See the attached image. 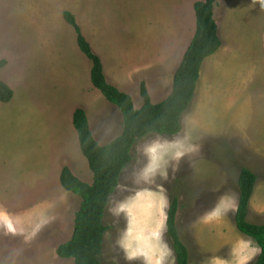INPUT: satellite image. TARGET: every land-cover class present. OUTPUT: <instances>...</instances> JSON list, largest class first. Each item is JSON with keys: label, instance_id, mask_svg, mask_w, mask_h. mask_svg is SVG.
I'll list each match as a JSON object with an SVG mask.
<instances>
[{"label": "rangeland", "instance_id": "rangeland-1", "mask_svg": "<svg viewBox=\"0 0 264 264\" xmlns=\"http://www.w3.org/2000/svg\"><path fill=\"white\" fill-rule=\"evenodd\" d=\"M200 1L16 0L19 16L15 17L10 0H0V60L7 59L10 65L0 71V80L15 92L12 102L0 103V264H75L60 259L57 250L72 238L82 200L62 187L60 175L67 165L83 181L93 182L70 111L77 95L67 83L77 77L64 54L71 58L80 55L92 63L64 20V37L51 42L52 48L63 43L61 54L52 61L60 60L70 71L63 79L58 69L59 112H51L55 118L47 119L44 115L51 113L39 112L40 107L31 109L25 101L32 105L22 90L26 48L19 43L15 25L26 44V40L39 43L40 33L46 42L54 25L57 30L60 27L63 13H73L75 3L79 24L101 34L102 41L95 42L106 54V68L115 71L117 65L123 70V65L112 61L119 55L131 57L137 48L138 25L146 46L160 38L150 57L126 61V70L131 71L107 76L140 109L144 105L142 82L155 104L171 94L176 67L196 33L195 4ZM216 19L223 46L204 62L182 132L175 137L150 135L133 149V161L124 171L105 217L109 232L104 264H147L149 257L160 259L152 242L142 239L157 229L161 232L158 248L166 252L162 264H177L167 227L175 199L179 201L177 226L190 251V264H255L261 253L254 240L240 233L235 218L239 176L247 168L258 176L249 221L264 225V0H218ZM48 60L43 59L41 66L45 68ZM46 68L50 76L52 70ZM88 81L92 85L90 72ZM93 89L88 93L94 94L82 92L77 101H87L83 108L93 133L100 144L107 145L121 135L123 115ZM152 147L157 149L155 156L148 151ZM177 152H183L178 159L174 158ZM153 159L158 170L145 181L143 174ZM121 206L126 210L120 211ZM130 230L132 248L144 252L133 259L121 243Z\"/></svg>", "mask_w": 264, "mask_h": 264}, {"label": "trees", "instance_id": "trees-1", "mask_svg": "<svg viewBox=\"0 0 264 264\" xmlns=\"http://www.w3.org/2000/svg\"><path fill=\"white\" fill-rule=\"evenodd\" d=\"M217 4L218 0H203L195 4L196 33L176 69L171 94L163 102L155 104L146 83L142 82L144 105L140 109L136 108L130 94L109 81L101 57L84 36L76 17L69 11L64 13L66 22L75 29L80 49L93 63V86L122 113L123 131L109 144L102 145L93 133L86 109L79 107L74 113L73 125L78 133L81 151L93 173V182L83 181L67 165L61 172L62 187L80 197L82 203L76 213L72 238L58 247L60 259L74 260L75 264H104L102 254L109 232L105 217L111 199L120 186L121 177L133 161V149L150 135L175 137L182 132V121L195 99L204 62L223 46L216 19ZM8 64L7 59H1L0 71ZM14 97V90L0 80V102L10 103ZM257 184L258 176L252 170H241L240 200L235 220L240 233L254 240L260 248L261 253L255 264H264V225L249 221L250 203ZM178 212L179 201L175 199L168 212V235L173 243L177 264H190V251L182 241L177 226Z\"/></svg>", "mask_w": 264, "mask_h": 264}, {"label": "crops", "instance_id": "crops-1", "mask_svg": "<svg viewBox=\"0 0 264 264\" xmlns=\"http://www.w3.org/2000/svg\"><path fill=\"white\" fill-rule=\"evenodd\" d=\"M10 2H11V4H10L11 10L14 13L13 15L15 17H18L19 14H18V10H17L18 7H17L16 0H10ZM73 2H74V0H73ZM72 9H73V13L72 12L71 13L77 19L79 12L77 10H75V3H73ZM19 10H22V9L19 7ZM24 11H25V9H24ZM64 13H63V16L61 17L62 20L60 19L61 20L60 27H57L58 28V30H57L56 25H54V33L52 35H49V38L46 42L44 41V39L42 37L43 33H40L39 37H41V38H40V40H38L39 43H37L34 40L32 41V40H26L25 39L26 42L29 43V44H26L24 42V40L21 39V37H20V34H19L20 28L17 27V25H15L17 33H18V37H19V43L22 41V44L26 48V52L23 51L24 58H25L24 59L25 86L22 88V90H25L27 92L26 94L29 98V101L32 103V105L27 100H25V101L27 104H29L31 106V109L33 106L35 108L40 107L39 112H41L43 114H45V113L48 114L51 112H59V108L57 106L59 104V102H58V98L56 96V93H58V79H59L58 69H61V71H62L61 77L63 79H66L68 72L70 71V67L68 65H63L60 60L52 61V58L54 56L58 57L61 54L60 50H61V46L63 45V43L61 46L56 45V46H53V48H52L51 42L53 40H61V38L64 37V32H65V29L67 28L65 23H64V20H65ZM77 21H78V19H77ZM65 22H66V20H65ZM78 24H79V22H78ZM28 27H29V25L26 27V31H27ZM80 27L82 28V25H80ZM31 31H33V29L30 28V32ZM74 31H75V29H74ZM82 31L84 33V36L88 40V42L91 44L94 51L101 57L103 64H104L105 73L109 77H111L110 72L113 74H115V72H116L117 75L118 74L121 75V74L128 73V71H131L130 69L126 70V66H125L126 61H129V62L144 61L145 58L150 57L153 54L152 48L154 50V44L158 43L156 41H158V39H160V38L153 39L146 46L144 35L142 33L141 34L139 33V25H138L137 26V31H138L137 48L135 51L132 52L131 57H128L125 55H123V56L119 55L115 59V61H112V64L115 62V63H118L120 65H123V70L119 69V65H117V71H115V70L108 69V67L106 68V63H105L106 54H105L104 50L100 47V45L97 46V44L95 42V40H97V39L102 41V39L99 38L101 34H99L97 31L95 32V30H89L87 26H86V29L83 28ZM75 34H76V32H75ZM63 42H64V38H63ZM76 42L78 44L77 34H76ZM78 47H79V44H78ZM42 48H46V50L44 51ZM79 49H80V47H79ZM80 51L82 52L81 49H80ZM156 54L159 55L160 52H157ZM77 55H78V53H77ZM183 55H182V58H183ZM46 57H48L49 60H48L47 66H46L47 68L46 67L45 68L47 70H52V72L50 74L51 77L47 75L45 68L43 66H41V62ZM182 58H181V61H182ZM33 59H34V62L32 61ZM64 60L69 61L70 65L74 66L77 81H74L72 83H67V86L70 89H72V90L74 89L76 91L77 98H81L80 96L83 95V93H85V95L94 94L93 93V91H94L93 87L94 86H93V84L91 85L88 81L89 80V72H90V75L92 73V68H93L92 61L89 59L92 63L90 65L80 55H78V58H71L68 56L67 53L64 54ZM156 61L158 62L159 58ZM181 61H180V63H181ZM54 62H59V64L54 65ZM9 66L10 65H8L3 70H6L7 68H9ZM83 72H84V80L82 79ZM68 81H69V79H68ZM91 83H92V80H91ZM89 88L93 90L91 93H88ZM31 97H36V98H31ZM77 98H75L73 100V103H76V104L74 106H72L73 109L70 110L71 112H73V116H74L75 111L78 109L77 108L78 106L82 105V107H84V106L87 107V101L85 103L82 101H77ZM0 103H2V102H0ZM79 103H81V104L78 105ZM2 104H5V103H2ZM9 106H11V104ZM3 107H7V106H3ZM44 116H46L47 119H54L55 118L54 113H51V115H48V116L47 115H44ZM56 118H58V117H56ZM250 140L254 141L256 144L259 143L255 137L254 138L251 137Z\"/></svg>", "mask_w": 264, "mask_h": 264}, {"label": "clouds", "instance_id": "clouds-1", "mask_svg": "<svg viewBox=\"0 0 264 264\" xmlns=\"http://www.w3.org/2000/svg\"><path fill=\"white\" fill-rule=\"evenodd\" d=\"M189 150H191V149H189ZM148 151H149L150 154L155 156V153H156L157 149L155 147H152V148L148 149ZM182 155H183V152H177L175 154L174 158L178 159ZM157 170H158V163L156 162L155 159H153V162H152L151 166L144 172L143 179L145 181L150 180L154 176V174L157 172ZM161 203L162 204L164 203V198L163 197H161ZM125 210H126L125 206H121L120 211H125ZM132 235L133 234H132V232L130 230L129 233H128V236L121 242L122 246L128 252V258L129 259H133V258H135L137 256L144 255V252H143L142 249H140V248L133 249L132 248V245H131V243L129 241V237H131ZM160 238H161V232H160L159 229L154 231L150 237L142 238L144 242L151 241L153 246L157 248V250L159 251V254H160V259H157L155 261H153L152 258L149 257L148 260H147V264H162V259H163V256L166 255V252L163 249H159L158 248V245L160 243Z\"/></svg>", "mask_w": 264, "mask_h": 264}]
</instances>
